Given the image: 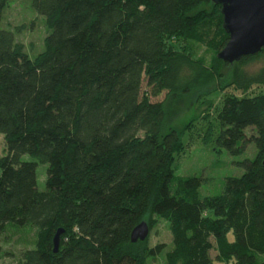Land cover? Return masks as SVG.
<instances>
[{
	"label": "trees",
	"instance_id": "16d2710c",
	"mask_svg": "<svg viewBox=\"0 0 264 264\" xmlns=\"http://www.w3.org/2000/svg\"><path fill=\"white\" fill-rule=\"evenodd\" d=\"M8 2L0 0V250L19 234L21 264H151L166 244L141 257L130 240L151 212L169 224L165 264H213V249L216 259L264 264V91L246 94L264 85V65L248 70L264 49L220 59L229 35L212 0H31L47 34L30 57L2 27ZM217 78L224 83L207 97L241 94L222 95L210 141L234 156L253 143L256 153L237 162L244 172L227 176L220 194L200 196L202 179L173 168L187 129L168 123L183 98ZM38 163L47 164L43 191Z\"/></svg>",
	"mask_w": 264,
	"mask_h": 264
},
{
	"label": "rangeland",
	"instance_id": "374dc122",
	"mask_svg": "<svg viewBox=\"0 0 264 264\" xmlns=\"http://www.w3.org/2000/svg\"><path fill=\"white\" fill-rule=\"evenodd\" d=\"M209 7H206L208 9ZM210 10V9H209ZM3 28H10L15 33V38L18 42L24 45L27 54L30 57L35 56L43 49L44 37L47 34V27L45 25V18L37 14L31 7V0H9L4 8V18L2 20ZM181 47H186L185 44L180 43ZM178 46V45H177ZM214 58L213 54L207 55V64H210ZM264 65V57L261 61L255 62L248 67V70L255 71L260 66ZM233 66L223 67V79L228 81L231 79ZM210 82L203 88L196 91L188 98H183L176 107H174L173 114L169 118L168 125L174 127L177 131L183 132L182 139L183 145H180L176 152V157L173 162L174 172L180 176H197L202 179L199 187L200 196L218 195L223 191L224 180L227 176L239 177L244 172L243 169L237 165L238 161L245 158H254L256 150L254 144L251 143L246 151L241 155H230L225 150H219L214 144V140L210 141L209 132L205 131L208 118L210 124H217L216 109L221 105V98L224 93H231L229 91H217L212 93L209 97L212 101L208 100L206 94L221 88L224 83L223 79ZM143 90L150 92V88L146 86V81L143 82ZM232 89V88H231ZM264 91V85L252 86L246 94H255ZM235 94H241L234 91ZM233 92V93H234ZM164 94L159 96H151L152 101L162 100ZM204 118H207L205 120ZM191 127V128H190ZM209 131V129H208ZM217 133V127L216 132ZM140 136L144 132L139 133ZM214 135V138H215ZM7 153L5 139L0 134V156ZM23 160H33L32 157L25 154L22 156ZM47 177V164L38 163L36 167V180L37 188L40 191L45 190ZM148 226V235L143 241L135 243L132 249L141 257L144 256L148 247H152L158 243H165L166 249L157 256L154 260L149 259L151 264H165L164 256L165 251L172 247V236L169 229L168 222L159 216L153 215L151 212L146 213L144 219ZM12 237L7 236L1 242L0 250V264H21L20 252L23 249V243L18 241L19 234H13ZM228 239L233 240L232 232H228ZM213 264H235L233 258L224 260L216 259V251L213 249L211 252Z\"/></svg>",
	"mask_w": 264,
	"mask_h": 264
},
{
	"label": "water",
	"instance_id": "95a60500",
	"mask_svg": "<svg viewBox=\"0 0 264 264\" xmlns=\"http://www.w3.org/2000/svg\"><path fill=\"white\" fill-rule=\"evenodd\" d=\"M221 6L223 28L229 35L218 57L230 63L245 55L264 49V0H212ZM145 222L136 225L130 234L131 242L143 241L148 235ZM62 229L53 237L54 251L59 246Z\"/></svg>",
	"mask_w": 264,
	"mask_h": 264
}]
</instances>
